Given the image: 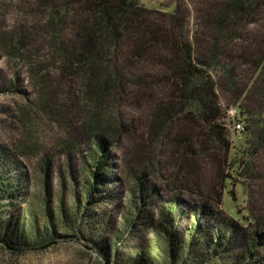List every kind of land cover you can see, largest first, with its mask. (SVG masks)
I'll return each mask as SVG.
<instances>
[{"label": "trees", "instance_id": "16d2710c", "mask_svg": "<svg viewBox=\"0 0 264 264\" xmlns=\"http://www.w3.org/2000/svg\"><path fill=\"white\" fill-rule=\"evenodd\" d=\"M65 1L63 16L70 20L71 33L63 36L61 19L54 32L60 71L77 86L76 95L86 110L85 138L100 149L83 195L76 196L69 212L61 205L60 219L66 231L81 227V232L90 235L92 248L108 257L113 246L110 257H115L120 240L125 234L130 236L139 223L125 220L123 230L106 235L112 213L99 208L106 206L112 189L108 148L117 144L120 132L137 129L141 139L155 143L170 130L176 170L165 176L168 183L162 186L153 178L152 160L148 165L152 171H131L133 192L138 193V201L131 204L135 219L148 216L157 239L129 250L126 264H154V257L157 264H264V222L223 212L228 182L233 187L234 175L245 163L243 153L250 157L251 151L239 149L229 156L230 142L220 121L217 86L210 74L220 55L253 62L259 66V85L264 88V15L259 16L264 0H225L203 22V8L197 7L193 39L186 36L175 11L147 7L139 0ZM249 23L256 29H248ZM123 102L134 107L136 115L125 120L103 115L118 110ZM13 158L6 147H0V199L20 198L28 190L27 176L10 171L17 168ZM205 165L212 171L208 181ZM252 168L246 164L244 169L252 173ZM49 196L46 188L45 198ZM2 220L0 243L22 248V241H15L16 222ZM49 226L52 229L50 221ZM50 234L40 240L52 239L54 232Z\"/></svg>", "mask_w": 264, "mask_h": 264}, {"label": "rangeland", "instance_id": "374dc122", "mask_svg": "<svg viewBox=\"0 0 264 264\" xmlns=\"http://www.w3.org/2000/svg\"><path fill=\"white\" fill-rule=\"evenodd\" d=\"M139 1L147 7L175 11L186 36L193 39L198 23L197 7L203 8V13L200 12L203 22L225 0ZM66 3L65 0H0V147L11 152L17 168L10 171L25 174L28 187L20 198L0 199V220L16 222L15 241H22L20 249L0 243V264H126L129 250L143 248L157 239L148 224V216L135 219L131 204L138 201V193L133 192L131 171L136 168L152 171L148 166L152 160L153 178H158L163 186L169 181L165 176L176 170L175 143L170 130L155 143L141 139L137 129L120 132L117 144L108 148L113 169L112 189L106 206L99 209L112 213L107 236L115 229L123 230L128 219L139 223L137 229L120 240L115 257H110L113 246L108 257L92 248L90 235L81 232V227L75 228V232L66 231L60 219L61 205L69 212L76 196L83 195L89 169L100 151L85 138L83 128L88 117L76 95L77 86L60 71L61 55L56 50L58 39L54 32L61 19L63 36L71 33L70 20L63 16ZM71 3L67 4L68 9ZM262 15L264 12L259 16ZM246 27L256 29L253 23ZM219 57L210 74L217 86L220 121L230 142L229 156L249 148L251 155L243 153V162L253 167L252 173H247L244 163L234 175L233 187L228 182L223 212L237 219L249 215L264 222V88L259 85L260 69L253 62ZM229 110L234 114L232 117L228 116ZM136 113L134 107L123 102L118 110L104 111L103 115L112 119L121 116L125 120ZM234 121L241 122L244 129L234 130ZM204 167L208 181L212 171L210 165ZM46 188L50 192L47 199ZM50 230L54 232L52 239L42 242L40 238L44 235L51 237ZM153 262L157 264L156 257Z\"/></svg>", "mask_w": 264, "mask_h": 264}, {"label": "built area", "instance_id": "2783aa9c", "mask_svg": "<svg viewBox=\"0 0 264 264\" xmlns=\"http://www.w3.org/2000/svg\"><path fill=\"white\" fill-rule=\"evenodd\" d=\"M232 110L228 111V116L232 117L234 114L231 115ZM232 128L234 130H238V131H242L244 129V126L241 122L238 121H234V123H232Z\"/></svg>", "mask_w": 264, "mask_h": 264}]
</instances>
